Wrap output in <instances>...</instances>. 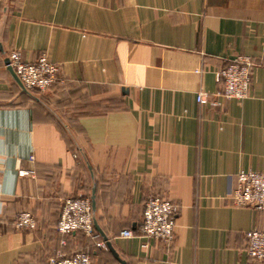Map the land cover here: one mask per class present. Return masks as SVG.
I'll use <instances>...</instances> for the list:
<instances>
[{
	"label": "crops",
	"instance_id": "1",
	"mask_svg": "<svg viewBox=\"0 0 264 264\" xmlns=\"http://www.w3.org/2000/svg\"><path fill=\"white\" fill-rule=\"evenodd\" d=\"M10 51L62 82L23 91ZM238 55L249 96L223 100L215 75ZM240 170H264V0H0V264H120L102 236L124 264H258L246 234L264 212L229 199ZM84 197L97 239L60 235L63 200ZM153 197L177 207L170 247L138 237Z\"/></svg>",
	"mask_w": 264,
	"mask_h": 264
},
{
	"label": "built area",
	"instance_id": "2",
	"mask_svg": "<svg viewBox=\"0 0 264 264\" xmlns=\"http://www.w3.org/2000/svg\"><path fill=\"white\" fill-rule=\"evenodd\" d=\"M6 59L5 67L13 71L24 90L42 94L62 82L58 66L50 62L45 55H41L33 64L23 63L18 51H10ZM250 66L248 57L238 55L230 64L221 68L215 75L219 84L215 96L223 100L237 101L247 98L251 78ZM206 100L203 93L196 94V102ZM211 105L217 106L219 103L213 102ZM235 179V187L229 194L231 205L264 212V170L260 172L240 170ZM176 214L177 207L170 201L158 197L149 198L142 210L138 237L155 240L170 247L175 235ZM13 224L16 229L33 230L37 227L35 218L29 212L19 213ZM55 228L60 235L82 232L91 239H97L93 233L90 200L85 197L64 199ZM133 236L130 230H123L120 233L122 238L130 239ZM96 246L105 248L102 242H97ZM245 249L253 262L264 264V231L248 232ZM46 264H91V258L86 252L77 251L66 258L60 254L51 256Z\"/></svg>",
	"mask_w": 264,
	"mask_h": 264
},
{
	"label": "water",
	"instance_id": "3",
	"mask_svg": "<svg viewBox=\"0 0 264 264\" xmlns=\"http://www.w3.org/2000/svg\"><path fill=\"white\" fill-rule=\"evenodd\" d=\"M4 65H7V59L5 58L4 61H3ZM8 70V72L10 73V75L12 76V78L15 80V82L17 84H19V86L22 88L23 91H25L23 89V87L21 86L19 80L17 79V77L15 76V74L13 73V71L10 69V68H6ZM91 210L93 212V199L91 198ZM93 214V213H92ZM92 222H93V225L95 226L94 224V221H93V215H92ZM103 238V242H104V246L109 250V252L111 253V255L115 258V260H117V262H119L120 264H124V262L118 257V255L114 252L113 248L111 247L110 243L107 242L106 238L104 236H102Z\"/></svg>",
	"mask_w": 264,
	"mask_h": 264
}]
</instances>
